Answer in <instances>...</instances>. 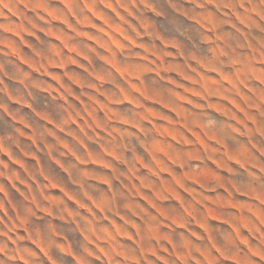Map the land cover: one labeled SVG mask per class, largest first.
I'll return each instance as SVG.
<instances>
[{
    "label": "rangeland",
    "instance_id": "rangeland-1",
    "mask_svg": "<svg viewBox=\"0 0 264 264\" xmlns=\"http://www.w3.org/2000/svg\"><path fill=\"white\" fill-rule=\"evenodd\" d=\"M0 264H264V0H0Z\"/></svg>",
    "mask_w": 264,
    "mask_h": 264
}]
</instances>
